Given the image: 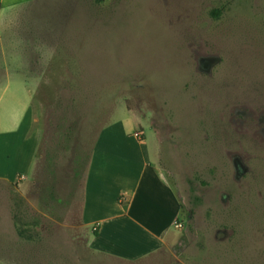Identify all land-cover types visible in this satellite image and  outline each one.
<instances>
[{"label":"rangeland","instance_id":"obj_1","mask_svg":"<svg viewBox=\"0 0 264 264\" xmlns=\"http://www.w3.org/2000/svg\"><path fill=\"white\" fill-rule=\"evenodd\" d=\"M28 19L0 41V96L32 89L41 140L25 188L0 181V264H264V0H51ZM126 119L180 210L168 246L120 260L79 218L98 135Z\"/></svg>","mask_w":264,"mask_h":264},{"label":"crops","instance_id":"obj_2","mask_svg":"<svg viewBox=\"0 0 264 264\" xmlns=\"http://www.w3.org/2000/svg\"><path fill=\"white\" fill-rule=\"evenodd\" d=\"M51 0H0V41L13 39L23 25ZM25 29V27H24ZM11 37V38H10ZM0 103V181L18 189L36 164L41 140L31 112L33 91L22 83ZM117 124L99 133L84 179L80 206L81 231H93L94 243L120 260L168 246L180 207L156 167V149L140 142Z\"/></svg>","mask_w":264,"mask_h":264},{"label":"built area","instance_id":"obj_3","mask_svg":"<svg viewBox=\"0 0 264 264\" xmlns=\"http://www.w3.org/2000/svg\"><path fill=\"white\" fill-rule=\"evenodd\" d=\"M136 137V135H134Z\"/></svg>","mask_w":264,"mask_h":264}]
</instances>
